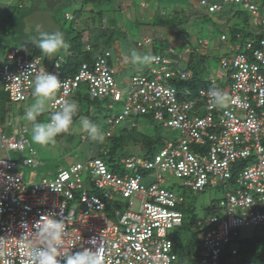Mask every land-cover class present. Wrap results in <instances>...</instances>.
I'll return each instance as SVG.
<instances>
[{
  "label": "built area",
  "instance_id": "built-area-1",
  "mask_svg": "<svg viewBox=\"0 0 264 264\" xmlns=\"http://www.w3.org/2000/svg\"><path fill=\"white\" fill-rule=\"evenodd\" d=\"M224 2L243 5L252 15L256 27L253 32L258 38L256 43L247 39L250 54L225 57L217 73L207 71L206 82L215 86L212 88L225 93L221 84H229L228 101L222 107L209 105L211 88H199L196 97L185 90L190 98L179 99L170 80H191L193 72L182 64L173 67L183 60V53L173 47L154 56L152 78L134 75L125 82L126 99L118 83V70L110 61L111 51L97 55L92 64L83 63L71 77L62 75V58L48 67L42 65L40 56L17 48L10 49L4 58L0 54V87L18 106L31 98L34 75L46 68L65 84L50 98L51 113L71 101L85 83L92 98L126 100L123 113L108 118L110 129L104 134L106 137L113 134L116 126L144 114H152L165 127L182 133L181 138L168 142L152 158L121 159V164L133 174L113 172L102 160L86 159L36 183V174L26 181L10 156L0 159V264H35L27 256L40 242L33 225L49 214L64 224V250H95L89 243L95 237L96 246L104 247L102 264H175L178 255L170 232L183 225L184 214L178 209L183 198L161 186L163 174L167 173L194 192H205L237 175L236 193H227L218 207L213 206L215 212L219 210L224 216L214 214L195 225L201 246L200 264H221L225 252L237 256L239 230L264 225V3ZM201 6L209 12L223 10L214 0H201ZM222 39H227V35ZM29 65H33L31 74L25 73ZM29 129L26 126L21 134L6 135V124L0 122V146L6 152H24ZM207 144V150L200 149ZM30 153L35 155L32 149ZM239 161L248 162L237 168ZM23 164L39 165L34 158L24 159ZM84 173L91 190L84 186ZM148 173L157 180L150 181ZM116 195L129 200L125 212L108 209ZM70 203L75 208H69ZM107 211L117 221L110 219ZM22 223L28 225L26 237Z\"/></svg>",
  "mask_w": 264,
  "mask_h": 264
},
{
  "label": "rangeland",
  "instance_id": "rangeland-1",
  "mask_svg": "<svg viewBox=\"0 0 264 264\" xmlns=\"http://www.w3.org/2000/svg\"><path fill=\"white\" fill-rule=\"evenodd\" d=\"M193 1L194 0H24L22 2V0H0V54L1 57L4 58L7 52H9L12 48H17L22 52L35 53L37 46L33 43V38L38 37L39 34L34 29L29 32L25 26V20L35 11H44L47 9L48 5H52L54 6L53 19L63 29L68 45H70L69 43L71 38L76 35H81V37L83 36L84 43L85 41H89L90 43L101 42V40L95 41V37L98 39V35L96 33L98 26L100 25V14H98V11L102 10L105 19L104 21H107L106 24L109 26L112 24L113 27H116L115 34L125 32L131 35L130 39H135V37L142 38L143 35H145V30H148L152 36L166 37L168 39L171 38L170 40L175 44L174 47L180 52H184L186 48L185 46H180L177 43L176 38L174 39V36H172L171 33L179 32L182 35L187 34V36H190V41L192 39L191 42H193L194 47L198 46L200 42L208 40L209 46L206 49V53L205 50L201 48L202 53L206 54V57H204L206 59L205 66L209 68L210 72L217 73L220 69V62L223 57H233L237 53L245 51L246 41L249 37L247 34L253 33L256 27L253 24V18L250 13H248L249 15L247 13H240V16L234 19L233 17L235 11H231V9H238L237 6L240 5L224 3V0L216 1L223 6L222 11H224V13L227 12L225 16L222 15L224 13L221 14L220 12L214 14H203L204 8L199 6V12H202V14L195 19L193 16L195 15L196 6ZM253 1L258 5H262L264 3V0ZM8 2L10 3L8 4ZM177 3L179 7L177 6ZM174 8L178 11H182V13L184 10L187 14L186 16L181 14L183 15L181 16V19L183 20L181 26L169 29L153 25L155 20H158L156 17H161L162 13L167 14L165 15L167 17H173L172 15L176 14L173 10ZM246 16L250 17L249 20L245 18ZM235 24L237 28L244 31L237 33V42L232 43L233 27ZM223 33L227 35L228 44L220 42V38ZM176 36L177 34H175V37ZM120 37V42H124L126 39L124 35H121ZM158 45L159 42L158 39H156L150 47L145 46L143 48H138L139 51H141L139 53L149 54L152 56L158 52L161 53L157 48ZM190 45L188 44L187 48ZM37 49L39 55L42 57V65H48V67L52 66L59 58L63 59L67 57L69 53V50L67 49V51H62L58 54L57 57L49 58L42 55L39 48ZM108 49L111 48H106V45H101L97 48V50H94V55ZM112 52L113 58L111 61L112 64L120 71L117 79L121 89H123L126 99L128 96V85H126L125 82L134 75H144L148 78H152V71L156 66L152 64V62L148 65H133L132 63L131 66H128L129 69L126 67L122 68L121 58L117 55L114 47ZM79 59L80 58L77 60ZM133 66H135V68L132 71V68L130 67ZM207 71L202 76L205 81ZM223 84V90L227 94L229 91L228 85L225 83ZM35 99L36 98L33 96L30 101L22 103L20 105L21 108H18L16 103H11L8 107L9 111L5 116L4 122L6 124V135L21 134L24 127L27 126L30 128L25 134V138L28 140V143L26 144V150L24 152H6V149L0 146V159L10 156V158L14 159L18 163V171L23 173L26 181H29L32 174L35 173V181L36 183H39L42 178L55 176L60 169H70L71 165L77 162H85L86 159H88L89 149L86 145L87 139L85 131H83L79 123L75 126L71 135L58 136L56 138L57 142L55 145L42 146L34 143L31 140L32 123L24 119V113ZM49 101L50 99L47 101L48 108ZM110 104L114 105L113 110L108 108ZM125 104L126 100H123L122 102H113L110 98L102 99L100 101V110L98 111L102 114V116H109L108 118H110L112 115L122 114ZM50 118L51 114L47 110L45 113L41 114L37 120L38 122H47ZM132 120L138 122L141 130L149 132L154 129L152 119L150 117L141 116L138 119L132 118ZM127 123L130 122H123L121 125H118L119 127L116 126L113 131H115L117 127V129H119L124 125H127ZM104 128L110 129V125L106 121L104 123ZM166 136L169 142H176L179 138H181L182 133L178 130L168 129V131H166ZM167 144L168 142L165 146ZM162 148H160L155 154H157ZM31 149L35 151V155L30 153ZM130 152L133 153L131 157L142 158L144 160L146 158H152V156L155 155L151 154L150 156L146 150L140 147L131 148ZM27 158L36 159L39 165L25 166L23 164V160ZM129 173L133 174V171H130ZM163 175L164 182L161 186L173 190L183 196L184 210L188 207L192 208L194 214L201 219H206L214 214H218L221 217L224 216V213L219 210L215 212L213 210V206L215 205L218 207V200L222 199L225 196V193L232 189L231 187H229V189L208 188L204 193H193L191 191L186 192L185 189L181 187L182 182L180 179L176 178L171 173ZM147 177H150V181L153 182L157 180V177H154L152 173H148ZM86 178L87 173H84V186L89 187L91 190L92 185L88 183ZM150 183H148V185ZM73 203H77V201H74ZM110 206L111 207L108 209L113 210V212L115 209L125 212L128 209L129 200L116 195L114 202L110 203ZM73 207L74 205L70 203L69 208ZM107 213L110 219L117 221L115 217L111 216L109 211H107ZM192 231L198 234L195 226L192 227ZM192 231L175 228L170 233L174 237L182 239L185 252L191 251V255L194 253L199 255L200 246L199 244L197 245ZM239 231V238L241 237V240L243 238L252 237L255 233L262 234L261 230H254L253 228H241ZM177 249L180 250V248H176V251ZM194 258L187 256L185 261H178L176 264H198L197 261H194Z\"/></svg>",
  "mask_w": 264,
  "mask_h": 264
},
{
  "label": "trees",
  "instance_id": "trees-1",
  "mask_svg": "<svg viewBox=\"0 0 264 264\" xmlns=\"http://www.w3.org/2000/svg\"><path fill=\"white\" fill-rule=\"evenodd\" d=\"M108 1V0H106ZM128 1V0H127ZM254 2V1H253ZM225 3V2H224ZM228 3V2H226ZM230 3V2H229ZM255 3V2H254ZM235 4V3H234ZM180 5V4H179ZM182 5V4H181ZM240 6H237L238 9L234 10V19L238 18L240 16V13H247L246 9L243 7L242 4H239ZM178 6V3H177ZM201 6V5H200ZM179 7V6H178ZM203 7V6H201ZM204 8V7H203ZM176 14L172 15L173 17H167L165 13H162L161 17L158 16V20L156 19L153 25H157L160 28H177L178 26H181V23H183L181 16L187 15L186 12L183 10L178 11L176 8L173 9ZM205 14H214L217 12H209L208 9L204 8ZM179 12V13H178ZM98 14H100V25L98 26L97 30V35L98 39L95 37V41L101 40V42L97 43H90L89 41H84L83 36L81 35H76L71 38L70 45L68 47L69 53L68 56L63 58L64 62L61 65V71L62 75L66 77H71L74 76L78 73L80 67L82 66L83 63L87 64H92L94 58L99 55L103 54L106 51L109 50H104L103 52L98 53L97 55H94V50H97L99 46L101 45H106V48H113V45L117 42L120 41V36L124 35V37L127 39L128 37L126 36V33H116V27H113L112 24L109 26L106 24L107 21H104V15L103 11L99 10ZM183 14V15H181ZM202 14V12H199L198 10L196 11L195 15L193 17L198 18L199 15ZM198 15V16H197ZM249 15V14H248ZM157 16V14H156ZM72 18V17H71ZM70 18V19H71ZM247 20H249V16L245 17ZM237 24V23H236ZM235 26L233 27V35H232V43L237 42V33L244 31L242 29H239ZM61 32L64 34L63 29ZM81 34V33H79ZM121 34V35H120ZM172 34V33H171ZM175 34L177 36L175 37ZM225 35L224 33L221 35L220 42L221 43H227V39H222V36ZM174 39L176 38L177 43L180 46H185L186 49H190L189 52L186 50L184 52H179L183 53V60L180 62H177L174 64V68L178 67V65L182 64L185 68L193 72V79L191 80H182L178 78H173L170 80L172 85L176 88L178 92V97L180 100H184L190 98L187 96L185 90H188L191 92V96L196 97L199 93V88H212L208 82L204 80L203 74L207 70H209L208 67L205 66L206 59V49L209 46V44L206 45L205 53H202L201 47H204V42H200L198 46L194 47L192 39L190 41V36L187 35H182L179 32L178 33H173ZM183 36V37H181ZM247 36H249L247 39L253 42H257L258 36L253 32V33H248ZM83 39V40H82ZM158 39L159 45H158V50H160L161 53L164 52L165 49L170 48L171 46H175L174 42L171 41L170 39L166 37H153V38H146L144 40H138L136 42V46L138 48H143L145 46H151L153 42ZM186 41L185 43L182 44V42ZM73 43V44H72ZM231 43V41H230ZM231 43V44H232ZM190 45L187 48V45ZM233 45V44H232ZM256 46V44H255ZM246 47V46H245ZM38 47H36L35 53L31 52L35 56H40L38 53ZM88 48V49H87ZM175 48V47H174ZM252 51L248 50L247 47L244 52H239V53H244V54H250ZM161 53H156L153 56L159 55ZM37 54V55H36ZM238 54V53H237ZM236 54V55H237ZM41 57V56H40ZM234 57V56H233ZM42 58V57H41ZM80 58L79 60H77ZM225 58V57H223ZM222 58V59H223ZM230 58V57H228ZM57 61V60H56ZM48 66V65H47ZM220 84L223 82H219ZM229 85V84H226ZM221 87H224V84H221ZM33 98V94L31 98L25 102L30 101ZM108 99V98H107ZM111 99V98H110ZM74 100L78 102L79 104V112L76 117H74V124L72 127L66 132L62 133L59 136H65V135H71L75 126L79 123V121L83 118H88L90 120L95 121L101 128L103 134H105L108 130L104 128V123L105 121L107 122V118L109 116H102V114L98 111L100 110V101L102 99H95L92 98L88 92V87L87 84L83 83L81 84L80 88L78 91L71 97V101ZM112 100V99H111ZM115 102L114 100H112ZM22 102V103H25ZM116 102H122V101H116ZM9 94L4 91L3 87H0V122L5 124V116L7 115V112L9 111V106L11 105ZM21 103V104H22ZM20 104V105H21ZM20 105L18 108H21ZM109 109L113 110L114 105L110 104L108 106ZM125 108V105H124ZM49 111V108H48ZM49 113L52 115V113L49 111ZM142 117H150L152 119V125L154 126V129L152 131L146 132L144 130H141L139 128V124L137 121L133 120L130 123H127V125H124L123 127L113 131V134L110 137H106L104 135V140L100 142H93L89 139L88 134L85 132L86 135V145L88 147L89 155L88 159L89 160H94V159H99L104 161L109 169L113 172H130L129 170H126L124 165L121 164V159L123 158H130L132 156V152H130L131 148H137L140 147L148 154H155L160 148L165 146L167 142V136H166V131L171 128H167L164 126L162 122H158L154 119L152 114H144L141 115ZM139 116V117H141ZM137 117L136 119H138ZM105 120V121H104ZM132 123H135V126H132ZM107 124V123H106ZM209 145H205L204 147H200V149L207 150ZM199 149V148H198ZM197 147L194 146V150L198 151ZM18 152V151H17ZM248 161H239L236 164V167L238 168L239 166L242 167L247 164ZM59 172V171H58ZM142 173L145 174V172L142 171ZM54 177V176H53ZM181 187L185 189L186 192L191 191L193 193H204V192H194L190 188L184 186L181 183ZM231 187L232 189L227 191V193H236L237 188H238V182H237V175L233 176L230 180L227 182L221 183L217 185L216 187H209V188H223V189H229ZM208 189V188H207ZM206 191V190H205ZM177 193V192H176ZM178 194V193H177ZM181 196L180 194H178ZM183 198V196H181ZM225 197V196H224ZM223 197V198H224ZM222 198V199H223ZM220 200H218L219 202ZM184 204V198H183V203L178 206V209L183 212L184 214V222L180 229H184L186 231H192V227H194L197 223L198 220L201 218H198L197 215L194 214V211L192 208L188 207L184 210L183 208ZM215 206V205H214ZM178 228V229H179ZM251 228V227H249ZM254 230H261L262 234L260 233H255L253 234L252 237L249 238H243L241 240V237L237 238V246L239 247V252L237 256H232L231 254H228L225 252L222 256V261L221 264H264V225H259L256 227H252ZM248 229V228H246ZM193 232V231H192ZM198 234L196 232H193V237L195 238V241L197 245L199 244L200 246V240L197 237ZM174 244H175V252L178 255V261H185L187 256H190L194 258V261H197L198 264H200V253L199 255L194 253L191 255V251L185 252L184 251V243L182 242V239L179 237H174L171 234ZM176 248H180V250ZM200 252H201V246ZM197 255V256H196ZM176 262V263H177ZM175 263V264H176Z\"/></svg>",
  "mask_w": 264,
  "mask_h": 264
},
{
  "label": "clouds",
  "instance_id": "clouds-1",
  "mask_svg": "<svg viewBox=\"0 0 264 264\" xmlns=\"http://www.w3.org/2000/svg\"><path fill=\"white\" fill-rule=\"evenodd\" d=\"M37 32L39 36L33 38V43L39 48L42 55L53 58L62 51H67L69 45L61 31H44L43 27L38 25ZM130 57L133 65H148L156 59L152 55L141 54L136 50L130 51ZM32 66L29 65V70L25 73L31 74ZM56 67L58 68L59 65L56 64ZM33 83V96L36 99L24 113V119L32 123L31 140L42 146L55 145L56 138L60 134L66 133L74 124V117L79 112V104L74 100L64 102L58 111L52 113L49 121L38 122L37 118L48 110L47 101L65 84L57 74L49 72L46 68H41L34 75ZM208 98L209 105L214 107L225 106L228 101L226 93L219 88H211L208 91ZM79 125L88 134L91 141L104 140V134L95 121L83 118L79 121ZM21 227L24 229L26 237L28 225L22 223ZM33 228L36 235L39 236L40 242L37 247L27 253V256L34 260L35 264H102L104 247L102 244L96 246L95 237L89 240L95 250L85 248L82 251H67L63 249L65 227L62 221L54 218V214L42 216L39 222L33 225Z\"/></svg>",
  "mask_w": 264,
  "mask_h": 264
},
{
  "label": "crops",
  "instance_id": "crops-1",
  "mask_svg": "<svg viewBox=\"0 0 264 264\" xmlns=\"http://www.w3.org/2000/svg\"><path fill=\"white\" fill-rule=\"evenodd\" d=\"M24 0H22V2H23ZM215 2H217L216 0H214ZM195 4V6H196V11L198 10L199 11V6L201 5V0H194L193 1ZM10 2H8V4H9ZM201 7V6H200ZM194 9V10H195ZM193 10V11H194ZM232 10H236V9H234V8H232L231 9V11ZM37 11H40V10H37ZM44 11H47V9L46 10H44ZM196 11H195V13H196ZM205 11V10H204ZM203 11V14H205V12ZM230 11V10H229ZM32 12V11H31ZM30 12V13H31ZM221 14L222 13H224V11H221L220 12ZM227 14V12L226 13H224V14H222L223 16H225ZM231 14V13H230ZM201 15V14H200ZM53 16H54V14H53ZM233 17V16H232ZM231 19V18H230ZM229 19V20H230ZM31 30H33V28L31 29ZM35 30V29H34ZM61 30H62V28H61ZM144 34L145 35H143V37L142 38H138V37H135V39H130V37H131V35L130 34H128V33H126V36L128 37L127 39H125V41L124 42H120V41H117L114 45H113V47L115 48V50H116V53H117V55L119 56V58H121V66H122V68H127V69H129V67L128 66H131V64H132V61H131V58H130V56H129V53H130V51L131 50H133V48H134V50H135V48H136V51H138V52H141V51H139V49H138V46H136V42L138 41V40H144V39H146V38H153L154 37V35L152 36V35H150V32L148 31V30H145V32H144ZM225 34V33H224ZM172 35H173V33H172ZM184 35V34H183ZM185 35H187V34H185ZM181 37H183V36H181ZM159 38V37H158ZM186 41H184V42H182V44L183 43H185ZM208 43L209 41L208 40H206V41H204V43ZM125 47V48H124ZM148 47H150V46H148ZM173 47H174V45H173ZM202 48V47H201ZM112 49L113 48H111V49H108L109 51H111V53H112V56H111V59L113 58V52H112ZM129 49V50H128ZM176 49V48H175ZM202 49H204V47L202 48ZM128 52V53H127ZM111 59H110V61H111ZM111 63H112V61H111ZM115 66V65H114ZM116 67V66H115ZM117 68V67H116ZM130 68H132V71L134 70V68H135V66H133V67H130ZM117 70H118V68H117ZM119 73H120V71L118 70V74H117V76L119 75ZM128 81V80H127ZM126 81V82H127Z\"/></svg>",
  "mask_w": 264,
  "mask_h": 264
},
{
  "label": "water",
  "instance_id": "water-1",
  "mask_svg": "<svg viewBox=\"0 0 264 264\" xmlns=\"http://www.w3.org/2000/svg\"><path fill=\"white\" fill-rule=\"evenodd\" d=\"M53 10L54 6L48 5L47 11H35L33 14H30L25 20V26L27 27L28 31L30 32L33 28L37 32L38 25L42 26L44 31H61V26L58 25L53 19Z\"/></svg>",
  "mask_w": 264,
  "mask_h": 264
}]
</instances>
